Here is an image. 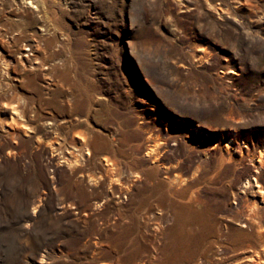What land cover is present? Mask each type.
Returning a JSON list of instances; mask_svg holds the SVG:
<instances>
[{"label": "rangeland", "instance_id": "1", "mask_svg": "<svg viewBox=\"0 0 264 264\" xmlns=\"http://www.w3.org/2000/svg\"><path fill=\"white\" fill-rule=\"evenodd\" d=\"M256 207L264 0H0V264H264Z\"/></svg>", "mask_w": 264, "mask_h": 264}, {"label": "bare ground", "instance_id": "2", "mask_svg": "<svg viewBox=\"0 0 264 264\" xmlns=\"http://www.w3.org/2000/svg\"><path fill=\"white\" fill-rule=\"evenodd\" d=\"M146 155H148V154H146ZM151 162L157 164V160H152ZM258 163H260V161H258ZM257 173H258V171L256 169H254L252 171V174L249 176V178H246L244 181L240 182L239 189L243 190V189H246L248 187H251V186L255 185L257 187V189H258L257 191L259 192V194L263 193L262 190H259V184L255 180V174H257ZM197 207H200V206H197ZM257 210H258V207H256L255 210H249L246 213L247 218H251L252 220H249V219L239 215L237 218H235V221H234L235 226L237 228H243V227H245L247 225L248 222H250V223L251 222H253V223L256 222L260 233H263L264 232V221L259 215L255 216V214L259 213ZM253 217H254V219H253ZM244 257H245L246 261H253L255 259L254 255L252 254V252H248L247 254L244 255Z\"/></svg>", "mask_w": 264, "mask_h": 264}]
</instances>
